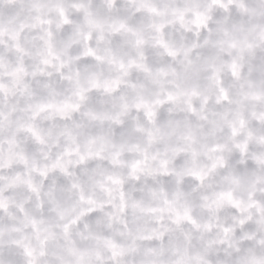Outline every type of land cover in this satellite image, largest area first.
Listing matches in <instances>:
<instances>
[{"label":"clouds","instance_id":"obj_1","mask_svg":"<svg viewBox=\"0 0 264 264\" xmlns=\"http://www.w3.org/2000/svg\"><path fill=\"white\" fill-rule=\"evenodd\" d=\"M0 264H264V0H0Z\"/></svg>","mask_w":264,"mask_h":264}]
</instances>
